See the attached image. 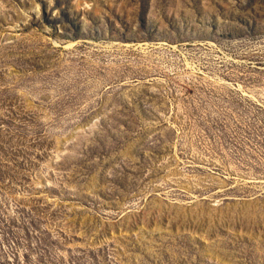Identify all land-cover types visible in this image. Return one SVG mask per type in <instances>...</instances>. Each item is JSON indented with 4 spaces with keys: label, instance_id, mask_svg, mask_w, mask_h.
I'll return each instance as SVG.
<instances>
[{
    "label": "rangeland",
    "instance_id": "374dc122",
    "mask_svg": "<svg viewBox=\"0 0 264 264\" xmlns=\"http://www.w3.org/2000/svg\"><path fill=\"white\" fill-rule=\"evenodd\" d=\"M0 264H264V0H0Z\"/></svg>",
    "mask_w": 264,
    "mask_h": 264
}]
</instances>
